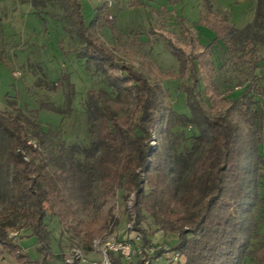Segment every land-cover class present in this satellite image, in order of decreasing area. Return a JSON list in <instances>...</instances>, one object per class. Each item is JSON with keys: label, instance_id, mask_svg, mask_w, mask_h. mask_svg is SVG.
<instances>
[{"label": "trees", "instance_id": "obj_1", "mask_svg": "<svg viewBox=\"0 0 264 264\" xmlns=\"http://www.w3.org/2000/svg\"><path fill=\"white\" fill-rule=\"evenodd\" d=\"M55 1L67 11L82 48L102 69L114 95L95 89L86 93L87 145L57 146L48 131L20 108L9 114L0 110V251L19 264H45L51 240L48 218L63 224L76 220L84 226L85 244H75L90 251L99 230L78 216L79 209L121 190L125 201L131 199L132 228L140 233L142 244L149 243L142 227L148 218L169 223L177 233L176 241L167 249L158 247L152 258L177 251L182 264H241L246 257L252 264H264V244L250 248L257 227L253 208L260 198L264 168V105L255 104L245 88L233 98H221L209 117L198 90L202 83L204 93L213 91L208 57L214 44L227 52L237 44L250 43L253 53L264 47V0H255L252 18L241 27L211 12L205 0L206 11L198 23L213 33L206 44L180 20L184 44L169 31L150 28L175 57L176 75L189 79L184 87L186 119L194 132L174 140L166 131L163 75L156 64L146 59L135 68L117 59L96 33L103 5H96L86 23L80 0ZM32 3L36 6L43 0ZM259 61L253 71L261 68ZM251 75L255 80L256 74ZM48 108L64 111L54 105ZM153 137L155 146L150 142ZM29 138L36 142L35 148L27 144ZM23 227L35 238L36 258L15 241ZM13 230L18 231L15 238L9 236Z\"/></svg>", "mask_w": 264, "mask_h": 264}, {"label": "rangeland", "instance_id": "obj_2", "mask_svg": "<svg viewBox=\"0 0 264 264\" xmlns=\"http://www.w3.org/2000/svg\"><path fill=\"white\" fill-rule=\"evenodd\" d=\"M208 2L211 12L235 27H241L253 16L255 0ZM80 3L84 21L89 22L96 3L94 0H80ZM205 11V0H113L110 7L113 18L107 20L101 16L96 28L99 38L119 61L128 62L135 68L146 59L156 64L163 75L162 100L167 108L166 131L171 140L177 135L189 137L194 132V127L186 119L189 111L184 87L189 79L176 75L178 66L175 57L158 33H150L149 30L169 31L177 42L184 44L186 38L179 29L181 21L185 26L190 25L199 41L206 44L213 33L198 23L200 14H205ZM208 60L213 66V91L204 93L202 83L198 88L207 116L214 114L221 98H233L245 88L246 95H251L255 104L264 105V47L258 46L253 53L250 43L237 44L233 51L227 52L214 44ZM256 60H261L259 64L262 66L253 71ZM12 70L19 71L20 75L12 76ZM253 72L255 80L252 79ZM89 89L114 95L102 69L82 48L65 8L55 0H43L36 6L32 0H0V110L9 114L20 108L43 131H48L57 146L87 145L90 135L84 101ZM51 105L64 111L50 110L48 107ZM152 141V146H155L154 137L151 144ZM182 144H188L186 138H182ZM76 159L81 160V155ZM259 195L253 208L257 227L250 241L251 249L264 244V168ZM130 207L131 199L125 201L122 191L117 190L112 196L102 200L96 198L94 204L84 210L79 209L78 216L99 230L94 238H131L134 229ZM46 221L51 230V240L45 264L62 262L72 243L79 242L84 246L82 237L85 227L76 220L65 224L55 218ZM142 227L147 231L149 243L156 247L167 249L177 239V233L169 223H157L148 218ZM30 236V230L23 227L15 241L22 245V251L36 258L39 255L35 249V238ZM167 256L162 254L150 263L174 264ZM252 262L251 257H246L241 264ZM0 264L19 263L1 250Z\"/></svg>", "mask_w": 264, "mask_h": 264}, {"label": "built area", "instance_id": "obj_3", "mask_svg": "<svg viewBox=\"0 0 264 264\" xmlns=\"http://www.w3.org/2000/svg\"><path fill=\"white\" fill-rule=\"evenodd\" d=\"M96 1L99 5H103L101 10L102 16L107 20H111L113 15L110 12V7L113 4V0ZM11 74L14 77L20 75L19 71L15 70H12ZM27 144L33 148L37 146L36 142L31 138L27 139ZM152 145H154V141H152ZM132 231L131 238H94L91 242L90 252L95 253L97 255L96 257H89L87 251L73 243L64 254L62 262L64 264H119L114 259L116 257L124 262V264H129L137 259H141V264H150L152 260H158L165 253L168 255L167 258L173 262L178 261L182 257L177 251H164L161 255L152 258L158 247L151 243L142 244L140 233L138 231ZM9 236L15 238L18 236V231H11Z\"/></svg>", "mask_w": 264, "mask_h": 264}, {"label": "crops", "instance_id": "obj_4", "mask_svg": "<svg viewBox=\"0 0 264 264\" xmlns=\"http://www.w3.org/2000/svg\"><path fill=\"white\" fill-rule=\"evenodd\" d=\"M95 1V3H96V5H98V3H97V1L96 0H94ZM96 5H95V7H96ZM94 7V8H95ZM95 12V11H94ZM93 15H94V13H93ZM87 23V22H86ZM204 44V43H203ZM30 237H32V235L30 236ZM21 247H22V245H21ZM23 248V247H22ZM88 256L89 257H96L97 255L95 254V253H93V252H90V251H88ZM153 261V260H152ZM151 261V262H152ZM136 262H137V260H134L133 262H131V263H129V264H136ZM174 264H182L183 263V257H181L178 261H176V262H173ZM37 264V263H36ZM59 264H64L63 262H60ZM151 264V263H150ZM166 264V263H165Z\"/></svg>", "mask_w": 264, "mask_h": 264}]
</instances>
